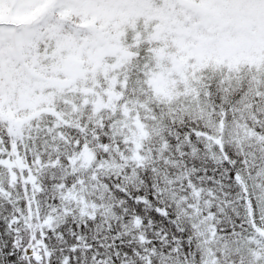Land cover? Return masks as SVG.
<instances>
[{"label":"snow or ice","instance_id":"6c2138e0","mask_svg":"<svg viewBox=\"0 0 264 264\" xmlns=\"http://www.w3.org/2000/svg\"><path fill=\"white\" fill-rule=\"evenodd\" d=\"M0 264H264V0H0Z\"/></svg>","mask_w":264,"mask_h":264}]
</instances>
